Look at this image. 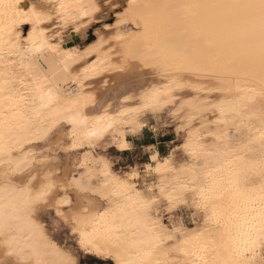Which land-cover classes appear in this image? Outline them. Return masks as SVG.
I'll return each instance as SVG.
<instances>
[{
    "label": "snow or ice",
    "instance_id": "1",
    "mask_svg": "<svg viewBox=\"0 0 264 264\" xmlns=\"http://www.w3.org/2000/svg\"><path fill=\"white\" fill-rule=\"evenodd\" d=\"M134 7L155 10V43L113 48L125 40L111 35L120 26L141 27ZM105 17L116 20L103 24L106 36L69 46ZM5 23L9 53L21 58L3 67L19 63L24 74L0 80V264H81L75 257L93 246L111 250L106 264H133L121 239L129 207L142 229L137 264H264V160L217 189L199 179L206 138L239 137L250 119L230 122L251 109L222 98L225 85L243 73L264 86V0H0ZM4 36L0 27V60ZM105 47L119 68L101 58ZM129 65L138 95L115 79ZM257 95L264 101V87L247 100ZM260 119L264 145V108ZM226 197L231 214L219 205Z\"/></svg>",
    "mask_w": 264,
    "mask_h": 264
},
{
    "label": "bare ground",
    "instance_id": "2",
    "mask_svg": "<svg viewBox=\"0 0 264 264\" xmlns=\"http://www.w3.org/2000/svg\"><path fill=\"white\" fill-rule=\"evenodd\" d=\"M5 2H8V0H5ZM28 2L29 0H25V3ZM128 2L133 3L134 5H162V4L180 5L186 3H199L202 2V0H128ZM153 11L155 10L149 8L137 9L136 7H134L132 10L133 14L129 17V19L135 20L137 23H139L141 25L140 30L138 32L132 33L125 31L124 26H120L117 29V32H113L111 33V35L113 36L117 34L123 35L125 37V40L117 41L113 43L112 47L118 48L121 51H123V48L120 47L121 44H131L133 42L148 46L154 44L155 43V38L153 36L154 24L148 15L150 12ZM146 24L147 27H145ZM0 27H3L5 29V36L2 41L3 56H2V60H0V80H3L7 78L8 74L15 73L18 75H22L24 74V70L20 68L19 63H16L15 67H11V66L3 67V65H10L11 62L13 61H19L21 57L19 55H16L14 52L9 53V48L11 47L12 41H10L7 38L8 26L5 23L4 25H0ZM97 32H99L101 36H106V33L103 30H96L94 36H96ZM129 33H132L133 35L129 36L128 35ZM95 42L96 41L93 39L87 43L90 45ZM69 46L80 48V50L83 51V47L80 44H72ZM104 53H108L107 47H105L102 50V54H101L102 59L105 58L103 55ZM108 57L111 58L112 63L115 64L117 68L121 66V62L116 60L114 53H108ZM110 71H114V70H110ZM124 73L136 74L135 70L131 68V65H129V69ZM127 77L125 79H127ZM125 79L123 80L125 81ZM126 85L127 82L126 84H123V87L120 88L121 93L136 94V95L139 94L137 87L134 88V86H131V88H134L133 90L134 93H125L126 90L124 89H126L125 88ZM225 87L231 89V91H225L222 98H227L229 100H236L238 104L247 103L249 109H251V111L244 113L242 117H229L230 122L234 120L235 122L240 123V121L245 117H250V119H247L245 120L244 123L240 124L241 134L239 135V137L235 136L233 133L232 138L230 140L224 141L223 143L214 141L210 138H206L205 143L208 145L207 151L212 154L209 155L200 164L201 171L199 173V179L200 182L209 189H217L221 186H226L228 180L230 179L231 173L234 170H236L241 164H243L246 167L252 168L254 172L259 171V162L261 160H264V145L261 144L259 139H256V137L259 136V129H261L262 127L260 112L261 109L264 108V101L261 100L259 95L256 96L254 103H251L247 100L248 89L254 88L256 93L258 94L261 92L262 87L264 86H262L261 83L259 82V77L252 79L242 73L235 79L230 80L225 85ZM119 99L123 102V95H121ZM124 106L134 107L135 104L127 103ZM5 107H7V105H5ZM28 108H30V105H21L19 110L22 112H26ZM109 115H115V113L110 110ZM249 129H251V131H249ZM250 139H251V143L249 142ZM213 145H215V147H213ZM242 145L246 146L244 147L243 152L233 151V148H239ZM179 179L186 180V179H190V177L180 176ZM211 194L214 196L220 195L219 192H215V191H213ZM238 198L241 197L238 196ZM228 204H229V198L227 197L221 199L219 202L220 207L225 210V213L231 214L228 208ZM123 224H124V235L121 237V239H125L127 245L129 246L127 251V257L130 261L133 262V264H137V261L141 258L139 254L140 250L136 248H132L131 245L134 244L136 240L139 238L142 229L135 227V214L131 207H129L127 210V216L124 218ZM119 226L120 225H117V227ZM100 227L103 228V225H100ZM206 239L209 241L212 240L217 241L216 245L210 244L209 251L211 252L212 247H217L218 255L216 258H220L222 253L219 248V238L216 236H210V237H206ZM82 251L102 261L104 260L107 261L110 258L111 250L107 247L93 246L91 248L86 247L82 249ZM75 258L78 260V257ZM174 258L176 257H169V259H174ZM207 258L212 259L211 256Z\"/></svg>",
    "mask_w": 264,
    "mask_h": 264
},
{
    "label": "rangeland",
    "instance_id": "3",
    "mask_svg": "<svg viewBox=\"0 0 264 264\" xmlns=\"http://www.w3.org/2000/svg\"><path fill=\"white\" fill-rule=\"evenodd\" d=\"M105 22H109V23H111V25L114 26L116 20H115L114 17H105V18L101 19L99 21L100 27H92L89 30V32L85 33V35L82 37V40H77L76 37H73V40L75 41V43H73V44H80L82 46V42H84V41L89 42V41L93 40L92 37H95L94 36L95 35V31L96 30H103V24ZM124 30L127 31V32H132L133 33V32H138L140 30V28L139 29H136L134 26L133 27L124 26ZM126 77H127V79H125ZM115 79L117 81H120L121 80L120 82H122V80L125 79V81L127 82V85H128L129 88H131V86H134V88H136L137 85L140 82L139 79L137 78L136 74H131V73H129V74L124 73V74L116 75L115 76ZM125 81L123 80L122 83L123 84H126ZM136 82H138V83H136ZM127 85L125 87L126 89H124V90H126L125 93H128L127 92V89H128ZM134 88H131V89L134 90ZM132 93H134V91H132ZM73 159H75V158H73ZM77 257H78V261L81 262V264H101L102 263V261L100 262V259H98V258H96V257H94L92 255H88V254L84 253L82 250L80 251V255H78ZM107 261L104 260L103 261V264H106Z\"/></svg>",
    "mask_w": 264,
    "mask_h": 264
},
{
    "label": "crops",
    "instance_id": "4",
    "mask_svg": "<svg viewBox=\"0 0 264 264\" xmlns=\"http://www.w3.org/2000/svg\"><path fill=\"white\" fill-rule=\"evenodd\" d=\"M102 260H100V262H101ZM101 264H103V261H102V263Z\"/></svg>",
    "mask_w": 264,
    "mask_h": 264
}]
</instances>
